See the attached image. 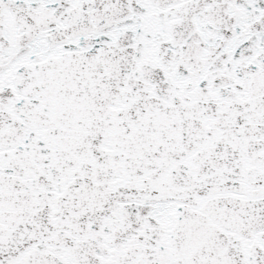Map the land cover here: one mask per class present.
<instances>
[{"label":"snow or ice","instance_id":"obj_1","mask_svg":"<svg viewBox=\"0 0 264 264\" xmlns=\"http://www.w3.org/2000/svg\"><path fill=\"white\" fill-rule=\"evenodd\" d=\"M0 264H264V0H0Z\"/></svg>","mask_w":264,"mask_h":264}]
</instances>
